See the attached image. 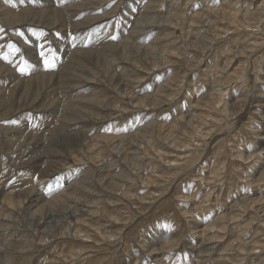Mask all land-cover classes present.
<instances>
[{
	"label": "rangeland",
	"instance_id": "374dc122",
	"mask_svg": "<svg viewBox=\"0 0 264 264\" xmlns=\"http://www.w3.org/2000/svg\"><path fill=\"white\" fill-rule=\"evenodd\" d=\"M56 1L52 3L57 24L53 20L33 23L29 16L12 25L5 19L8 8L22 17L32 10L46 13L43 0H0V68L8 70L6 76L16 77L10 82L5 74L0 76V194L35 189L52 198L33 217L35 222L42 218V226L45 220L48 224L46 236L50 237L42 243L30 219L16 209L11 214L14 218L0 215V264H264V150L257 145L264 142V104L258 102L260 97L264 102V71L257 69L264 61V29L260 31L264 15L258 23L260 16H256L264 14V0ZM150 5L156 7L151 12L147 11ZM210 8L220 10L223 23L236 21L240 27L202 50L191 44L200 41L198 33L193 32L191 38L181 26L165 19L171 12L182 13L187 18L184 27L202 32L209 20L217 21L215 14H209ZM201 10L209 18L204 23L197 19ZM144 11L147 17L157 15V25L151 26L153 19L147 18L146 31L134 33L136 18ZM59 13L67 15L65 25ZM88 18L95 19L84 23ZM245 18L256 27H245ZM152 34H159L155 43L167 48L163 56L167 60L163 58L155 68L133 47L129 53L134 54L123 58L120 46L127 39L150 45ZM250 46V57L238 54L228 66L231 49L247 47V51ZM73 50L81 52L84 60L82 66L68 71L63 66L73 57ZM258 58L260 63H255ZM108 68L120 79L135 81V89L124 95L116 87L117 76L106 74ZM82 74L87 76L81 78ZM31 76L44 81L33 82ZM48 76H53L52 84ZM2 80H7L5 88ZM168 82L172 87L166 86ZM69 84L73 86L66 89ZM210 90L218 92L222 102L203 101L202 105L207 103L204 109L195 107L196 98L209 95ZM92 95L107 105L90 102L86 97L92 99ZM223 96L235 107L229 114ZM137 97H157L162 103L153 105L145 99L139 104ZM68 100L80 110L93 106L101 114L66 122L62 116L68 113ZM190 111L206 118L197 117L191 125L190 117L183 116ZM197 125L200 134L193 129ZM64 128L75 131L68 135ZM40 140L43 144L38 146ZM79 142L83 149L68 152L69 146ZM116 145L123 148L118 153ZM240 151L246 152V160ZM70 190L75 191L65 196ZM54 194L63 195L58 200ZM31 197L24 200V210L31 205ZM70 210H82L76 215L78 221L67 219ZM70 221L77 235H68Z\"/></svg>",
	"mask_w": 264,
	"mask_h": 264
},
{
	"label": "bare ground",
	"instance_id": "6f19581e",
	"mask_svg": "<svg viewBox=\"0 0 264 264\" xmlns=\"http://www.w3.org/2000/svg\"><path fill=\"white\" fill-rule=\"evenodd\" d=\"M56 1V0H55ZM59 1V0H58ZM108 1V0H107ZM153 1H156V0H153ZM38 2H41L42 3V0H38ZM53 0H43V3H44V5H43V7L44 8H46V10H47V12L46 13H42L43 11H41L40 9L39 10H32V11H28V12H25V16L24 17H22L21 15L20 16H17V15H13L14 14V11L15 10H11V11H9L8 9L6 10V22H8V23H10V24H12L13 25V23H20V21H22V20H26L27 18L26 17H28L29 18V16H31V21L33 22V23H35V22H37V24L39 23V22H42L43 21V23L42 24H44V23H46V24H50L51 23V20H53L52 22H55L56 24H57V22H58V14H57V10H56V8L55 7H53ZM57 2V1H56ZM35 3V2H34ZM136 3V2H135ZM61 4V3H60ZM54 5H55V3H54ZM56 5H58V2H57V4ZM139 5V4H138ZM149 5V4H148ZM93 6V5H92ZM220 6V5H219ZM155 6H152L151 7V5L150 6H148V8L147 9H149V10H147V11H150L151 12V10H153V8H154ZM156 8V7H155ZM238 8V7H237ZM211 10H213V12L210 10V11H208L209 12V14L210 13H213V14H215V16H213V17H216L215 19L217 20L216 22H214L213 21V19H211V20H209V22H208V24H207V26H208V28H207V30H205V31H202V32H198V29L199 28H197V29H193L192 27H184L185 26V22H186V20H187V18H186V15L184 16V14H182V13H178V12H171L172 14H170L168 17H166L165 19H166V22L169 24V23H171V24H174V25H179V26H181L182 28V31H183V33H187L188 34V36H190L191 38H192V34H193V32H195V33H198L199 34V36H201V37H199V40L200 41H195V42H192L191 44L193 45V47H195V48H198V49H200V50H202V49H205V47H207L210 43H214V41L216 42L217 40L219 41V40H221L224 36V34H227L228 35V33H229V31L231 30V29H233V31H237L238 30V28L240 27V24H237V22L236 21H233V22H231V23H223L222 21H220V19H219V17H218V15H219V11L220 10H216V11H214V9H212V8H210ZM73 10H75V9H73ZM73 10H72V12H73ZM237 10V9H236ZM70 11V10H69ZM68 11V12H69ZM77 11H79V10H77ZM77 11H75V12H77ZM155 11V10H154ZM62 12V11H61ZM71 12V13H72ZM70 13V15H72ZM132 13V12H131ZM257 13H259V12H257ZM60 14V13H59ZM150 14H152V16H150V17H147V15H149L147 12H141L140 13V15L139 16H137V18H136V30H133V32L134 33H142V31H144V29L148 26V25H146V23H148L147 21H148V19L150 18L151 19V21H152V19H153V21L152 22H154V24L152 23V24H150L151 26H156L157 25V23L155 22L156 21V17H157V15H155L154 16V14L153 13H150ZM229 14V13H228ZM264 14L263 13H261V14H256V16H260V19L257 21V23L261 20V18H263V17H261V16H263ZM64 16H67L66 14L65 15H62V14H60V17L59 18H62V22H63V25H65V17ZM69 16V15H68ZM197 16V15H196ZM44 17H45V19L46 18H48V20H45L44 19ZM230 17V16H229ZM96 18V17H95ZM95 18H88L87 20H86V22H84V23H87V22H89V23H91L90 21H92V20H94ZM131 18V17H130ZM148 18V19H147ZM194 19V18H193ZM197 19H199V22L201 23V22H205L207 19H209V18H207V14H205V12L204 11H200L199 12V14H198V17H197ZM240 19V18H239ZM239 19H237V20H239ZM134 20V19H133ZM147 20V21H146ZM155 20V21H154ZM230 20V19H229ZM233 20V19H232ZM57 21V22H56ZM146 21V22H145ZM194 21V20H193ZM224 21V20H223ZM74 22V23H73ZM94 22V21H93ZM164 23V24H167V23ZM197 22V21H196ZM218 22H220V23H218ZM32 23V24H33ZM156 23V24H155ZM240 23V22H239ZM242 23L244 24V26L246 27H251L252 29H253V27H256L253 23H252V20L251 19H249V18H245V19H243L242 20ZM55 24V25H56ZM72 24H79V22H76V21H72ZM80 25V24H79ZM200 25V24H199ZM205 25V24H204ZM204 25H202V26H204ZM40 26V25H39ZM168 26V25H167ZM170 26V25H169ZM262 26V25H261ZM260 26V27H261ZM41 27H43V26H41ZM50 27H52L51 25H50ZM171 27V26H170ZM44 28V27H43ZM134 29V28H133ZM201 29V28H200ZM249 29V28H248ZM258 29V28H257ZM263 27H261V29H260V31H263ZM40 30V29H39ZM139 32H138V31ZM245 30V29H244ZM247 30V29H246ZM259 30V29H258ZM145 31H146V29H145ZM211 31V32H210ZM132 32V33H133ZM170 32V31H169ZM207 32V33H206ZM258 32V31H257ZM256 32V33H257ZM128 33H129V31H128ZM171 33H173V31L171 32ZM210 33H212L213 34V36L211 35V37L209 38V34ZM260 33V32H259ZM263 33V32H262ZM207 34V35H206ZM252 34H255V33H252ZM258 34V33H257ZM146 35V34H145ZM126 36H127V33H126ZM136 36V35H135ZM149 36H150V34H149ZM148 36V37H149ZM156 36V37H155ZM157 36H159V34H156V35H154V34H152L151 35V42H150V45H148V44H146V43H148V42H142V44H146V45H148V46H144V45H139L140 43V41L139 42H137L136 43V41L133 39V38H129V39H127L128 41H126V43H122L123 45L122 46H120V49H122V50H124V51H122V54H123V58H125V59H127L128 58V56H129V54H131V53H129V47H133L134 49H136L138 52H140L141 54H143L144 56H145V58H146V60L149 62V64H151V65H154L155 66V68L158 66V65H160L159 63L161 62V60L164 58L163 56H164V53H165V50L164 49H167V48H164V49H160L159 47H158V44H156L155 43V41L157 40ZM186 36V35H185ZM259 36V35H258ZM123 37H125V35L123 36ZM132 37V36H131ZM144 37V36H143ZM136 38V37H135ZM146 38H147V36H146ZM138 39H139V37H138ZM148 39V38H147ZM176 39V38H175ZM137 40V39H136ZM198 40V39H197ZM123 41H124V39H123ZM143 41H144V39H143ZM254 41H255V43L257 42V40L256 39H254ZM122 42V41H121ZM157 42V41H156ZM188 43H189V41H187ZM139 43V44H138ZM156 44V45H154V44ZM216 44V43H215ZM256 45V44H255ZM80 46V45H79ZM82 46V45H81ZM188 47V46H187ZM251 47V46H250ZM258 46H256V47H254V49L255 48H257ZM92 48V47H91ZM106 48V47H105ZM104 48V49H105ZM171 48H174L173 46L171 47ZM226 48V47H225ZM88 49V48H87ZM93 49V48H92ZM115 49V48H114ZM169 49V48H168ZM234 49H236L235 47H234ZM246 49H247V47L246 48H243V49H241V48H238V49H236V50H230V51H232V53H231V57H227L228 59V66L231 64V63H233L232 62V60L236 57L237 58V56H238V54H240V55H246V56H251V53H252V51H253V46L250 48V50H247L246 51ZM83 50V49H82ZM98 50V49H97ZM174 50V49H173ZM222 50H224V49H222ZM74 52H71V51H69V52H71V54L73 53V57L71 58V60L70 61H68L66 64H64V66L63 67H65V68H67V70L69 71H72L73 69H74V67L76 66V65H79V66H82V64H83V60L84 59H82V57L80 56V53L81 52H78V51H75V50H73ZM84 51V50H83ZM106 51V50H105ZM118 51V50H117ZM133 51H135V50H133ZM199 51V50H198ZM225 51V50H224ZM89 56H91L90 54H92V53H88L89 51H85ZM95 52H98V51H95ZM114 52V51H113ZM85 53V54H86ZM170 53V52H169ZM168 53V54H169ZM221 53H223V52H221ZM230 52H228V54H229ZM67 54H68V52H67ZM82 54V53H81ZM132 54H134V53H132ZM131 54V55H132ZM138 54V53H137ZM167 54V53H166ZM175 54V53H174ZM255 54V53H254ZM97 55V54H96ZM114 55V54H113ZM172 55H173V53H172ZM171 55V56H172ZM205 55V54H204ZM224 55V54H223ZM240 55H239V57H240ZM74 56H76L77 58V60H76V63L74 62L75 60V57ZM86 56V55H85ZM88 56V57H89ZM137 56V55H136ZM138 56H139V54H138ZM142 56V55H141ZM169 56V55H168ZM189 56V55H188ZM195 56V55H194ZM253 56H255V55H253ZM97 57V56H96ZM95 57V58H96ZM100 57V56H99ZM99 57H97V58H99ZM131 57V56H130ZM196 57V56H195ZM74 58V59H73ZM85 58V57H84ZM87 58V57H86ZM109 58V57H108ZM120 58V57H119ZM142 58H143V56H142ZM188 58V57H187ZM118 59V58H117ZM167 60V58H166V56H165V58H164V60ZM181 59V58H180ZM189 59V58H188ZM213 59H215L214 57H213ZM212 59V60H213ZM86 60V59H85ZM90 60H92L93 61V59H90ZM89 60V61H90ZM119 60V59H118ZM130 59H128V61H129ZM198 60V59H197ZM236 60V59H235ZM95 61V60H94ZM104 61V60H103ZM132 61V60H131ZM186 61V60H185ZM196 61V60H195ZM258 61V62H257ZM91 62V61H90ZM105 62V61H104ZM114 62V61H113ZM134 62V61H133ZM171 63H172V61H170ZM169 62V63H170ZM181 62V61H180ZM187 62V61H186ZM191 62V61H190ZM260 63V60H259V58L257 59V60H255V63ZM61 63V62H60ZM106 63H109V62H106ZM163 63H164V61H163ZM170 63V64H171ZM182 63V62H181ZM71 64V65H70ZM110 64H112V62L110 61ZM141 64V63H140ZM167 64V63H166ZM180 64V63H179ZM195 64V63H194ZM194 64H192V66L191 67H194L193 65ZM206 63H204V65H205ZM101 65V64H100ZM113 65V64H112ZM187 65V64H186ZM263 65H264V61H261V64H260V66H259V68H257L258 70H262L263 69V71H264V67H263ZM0 66H1V63H0ZM89 66V65H88ZM87 66V68H89ZM102 66V65H101ZM100 66V67H101ZM139 66V65H138ZM144 66V65H143ZM197 66V65H196ZM213 66V65H212ZM227 66V67H228ZM152 67V66H151ZM230 67V66H229ZM228 67V68H229ZM83 68V67H82ZM105 68V67H104ZM159 68V67H158ZM241 68V67H240ZM240 68H238V70H236V72H235V74H238L239 73V69ZM9 69V68H8ZM60 69V68H59ZM62 69V68H61ZM81 69V68H80ZM154 69V68H153ZM160 69V68H159ZM189 69H190V67H189ZM213 69V68H212ZM229 69H231V68H229ZM11 70V69H10ZM67 70H65V71H67ZM135 70V69H134ZM148 70V69H147ZM192 70V69H191ZM194 70V69H193ZM224 70V69H223ZM6 71V70H5ZM8 71V70H7ZM6 71V72H7ZM63 71V70H62ZM98 71H99V69H98ZM105 71V70H104ZM138 72L140 71V70H137ZM195 71V70H194ZM225 71H226V69H225ZM6 72H4V69H1L0 68V76L3 74H5V76H6V74H9V73H6ZM75 72V71H74ZM106 72V74H107V72H109V74L108 75H110V74H113L112 75V78L113 79H115V76H117V80H116V87L118 86V89L119 90H121L122 91V93L124 94V95H128L129 93H130V89H135V88H133V83H135V81H133L132 79H127V80H124V79H120L119 77H118V75L114 72H112L111 73V71H110V68H108L107 69V71H105ZM246 72V71H245ZM14 73V72H13ZM12 73V74H13ZM60 73H61V71H60ZM92 73V72H91ZM101 73V72H100ZM140 73V72H139ZM264 73V72H263ZM143 74V73H142ZM194 74V73H193ZM192 74V75H193ZM255 74H257V73H255ZM34 75V74H33ZM234 75V74H233ZM66 76V75H65ZM85 76H87V75H85V74H82L81 75V78L82 77H85ZM98 76V75H97ZM121 76V75H120ZM138 76V75H137ZM244 76V75H243ZM12 77V75H11V73H10V75H7L5 78L7 79V78H10L11 80H10V82L11 81H13V80H16V77L15 78H11ZM32 78H30V79H32L33 80V82L36 80H40V79H35L33 76H31ZM62 77V76H61ZM96 77V76H95ZM106 77V76H105ZM133 77V76H132ZM140 77V76H139ZM206 77V76H205ZM210 77V76H209ZM238 77H242V75L241 76H238ZM257 77L258 78H260L261 76H258L257 75ZM53 78V76H48V78H47V80L49 81V83H51L52 82V79ZM89 78V77H88ZM142 78V77H141ZM212 78V77H211ZM263 78V77H262ZM213 79V78H212ZM261 79V78H260ZM42 80H43V78H42ZM42 80H40V81H42ZM135 80V79H134ZM262 80V79H261ZM44 81V80H43ZM47 81V82H48ZM88 81V80H87ZM137 81V80H136ZM260 81V80H259ZM264 81V80H263ZM262 81V82H263ZM60 82V81H59ZM66 82V81H65ZM138 82V81H137ZM213 82V81H212ZM7 84V80H2V87L3 88H5L6 86V84ZM138 83H140V82H138ZM217 83V82H216ZM218 83H220V82H218ZM254 83V82H253ZM40 84V83H39ZM52 84V83H51ZM67 84V83H66ZM172 82H168L167 83V87L169 86V87H172ZM79 84L77 83L75 86H78ZM138 85V84H137ZM136 85V86H137ZM23 86V85H22ZM28 86V85H27ZM39 86V85H38ZM37 86V87H38ZM49 86V85H48ZM73 85H67V86H65V88L67 89V88H71ZM217 86V84L215 85V87ZM19 87H20V89H19ZM26 87V86H25ZM135 87V86H134ZM212 87H213V84H212ZM219 87V86H218ZM260 88V86H257V91H259L258 89ZM18 89H19V91L18 92H20V91H22V88H21V86H20V84L18 85V87H17ZM16 88V89H17ZM47 88H50V87H47ZM180 89V88H179ZM193 89V88H192ZM221 90V89H220ZM262 90H264V89H262ZM70 91V90H69ZM132 91V90H131ZM175 91V90H174ZM194 91V90H193ZM193 91H192V95L194 94L193 93ZM210 91H212V90H210ZM219 91V90H218ZM33 92V91H32ZM58 92V91H57ZM134 92V91H133ZM132 92V93H133ZM137 92V91H136ZM184 92V91H183ZM186 92H187V90H186ZM190 92V91H189ZM215 92H217V91H215ZM55 93V92H54ZM86 93V92H85ZM138 93V92H137ZM188 93V92H187ZM198 93V92H197ZM218 93V92H217ZM217 93H214L213 91L209 94V95H207V96H205V97H200V98H196L197 99V101H196V103H195V107H197V108H199L200 110L201 109H204V108H202V106H207V103L206 104H203L202 105V103H203V101H205V102H208L209 104L211 103V101H213V104L215 105V104H220L222 101H220V98L218 97V96H216V94ZM236 93H238V92H236ZM260 93V92H259ZM261 93H263V92H261ZM58 94V93H57ZM56 94V95H57ZM203 94V93H202ZM219 94H221V93H219ZM241 94H243L242 92H241ZM36 95L38 96V95H40V93L39 94H37V92H36ZM85 95V94H84ZM195 95V94H194ZM201 95V94H200ZM224 95H227L226 93L224 94ZM60 96V95H59ZM87 96V95H86ZM94 98H92L91 99V97H86V98H90V102H95L96 103V105H98L99 103H104L106 100H101L100 98L99 99H96V96L95 95H92ZM144 96V95H143ZM149 96H151V95H149ZM171 95H169V96H164V97H166V99H168L169 97H170ZM196 96V95H195ZM210 96V99L208 98ZM233 96V95H232ZM70 97V96H69ZM222 97V96H221ZM224 97V96H223ZM236 97H238V96H236ZM240 97V96H239ZM2 98H4V97H2ZM77 98V97H76ZM83 98V97H82ZM105 98V97H104ZM143 98V99H142ZM137 97V99H139V104H143V102H145V99H148V101L151 103V104H153V105H159V104H161L162 102H160L159 103V98H157V97H155V98H153V99H150L149 97H145V99H144V97ZM225 98H227L226 96L224 97V100H223V102H224V107H225V111H227V113L229 114V112H232V110H234V108L235 107H233L232 105H229L228 104V102H225L226 100H225ZM231 98V97H230ZM261 98L262 97H260V100L259 99H257V100H259L258 102L259 103H263L264 104V102L261 100ZM81 99V98H80ZM193 99H194V97H193ZM195 99V100H196ZM206 99H207V101H206ZM234 99H235V96H233V98H232V100H233V102H234ZM42 100H44V99H42ZM55 100V99H54ZM54 100L52 101V102H54ZM37 101V100H36ZM36 101H35V103H36ZM113 101V100H112ZM176 101V100H175ZM230 101V100H229ZM51 102V103H52ZM92 102V103H93ZM109 102V101H108ZM164 102V101H163ZM171 102V101H170ZM190 102V101H189ZM204 102V103H205ZM220 102V103H219ZM249 102V101H248ZM42 103V102H41ZM78 103V102H77ZM191 103H193L192 101H191ZM247 103V102H246ZM261 103V104H262ZM54 104V103H53ZM65 104V103H64ZM105 105H107L106 104V102L104 103ZM115 104V103H114ZM230 104H231V102H230ZM213 105V106H214ZM79 105L78 104H76V103H74V102H71L70 100H68V102L66 103V105H65V109H68L69 108V110H68V113L67 114H64L63 116H62V118H63V120L64 121H71L72 123L73 122H76V121H79V120H83V117H86V116H91V115H95V116H98V118H99V116H100V111H97L93 106H90V110H88V109H86L85 108V106L83 107V109H81L80 110V107H78ZM82 106V105H81ZM98 106H100V105H98ZM104 106V105H103ZM102 106V107H103ZM115 106V105H114ZM219 106V105H218ZM112 107V106H111ZM211 107V106H210ZM264 107V106H263ZM88 108V107H87ZM109 108H110V106H109ZM143 108V107H142ZM183 108V107H182ZM243 108V107H242ZM248 108V107H247ZM106 109V108H105ZM104 109V110H105ZM187 109V108H186ZM232 109V110H231ZM246 109V108H245ZM7 110V109H6ZM107 110V109H106ZM113 110V109H112ZM185 110V109H184ZM111 111V110H110ZM197 111V110H196ZM56 112V111H55ZM55 112L53 113V111H51V113H53V115L55 114ZM182 112V111H181ZM202 112V111H201ZM252 112V111H251ZM255 112V111H254ZM183 113V112H182ZM255 113H258V112H255ZM259 113H261V112H259ZM79 114H81V116H78ZM109 114V113H108ZM231 114V113H230ZM188 115V116H187ZM232 115V114H231ZM263 115V114H262ZM56 116V115H55ZM94 116V117H95ZM183 116L184 117H186V119H188L189 117H190V119H189V123H191V125H192V122L193 123H195V121H198V119H199V117H200V119L201 118H203L204 117V115H198V114H195V111L194 112H192L191 113V111L189 112V113H185V115L183 114ZM261 116V115H260ZM93 117V118H94ZM112 117V116H111ZM197 117H198V119H197ZM92 118V117H91ZM96 118V117H95ZM105 118H107V117H105ZM109 118V117H108ZM206 117H204V119H205ZM195 119H197V120H195ZM102 120V119H101ZM194 120V121H193ZM263 120V119H262ZM201 121H203L202 119H201ZM68 124V123H67ZM211 125V124H210ZM190 126V125H189ZM192 127V126H191ZM198 127H200V125H197V126H193V129H194V131H197L199 134H200V132L201 131H198L197 130V128ZM77 128V127H76ZM182 128V127H181ZM185 128V127H184ZM60 129V128H59ZM162 129V128H161ZM192 129V128H191ZM141 130V129H140ZM144 130V129H143ZM143 130H141V131H143ZM199 130H200V128H199ZM54 131H56V130H53V134H54ZM64 131L66 132V134H71V133H73V131H75V130H69V131H67L65 128H64ZM182 131V130H181ZM80 132V131H79ZM82 133H83V131H82ZM52 134V135H53ZM77 134V133H76ZM139 134V133H138ZM54 136V135H53ZM59 136V135H58ZM78 136H80V135H78ZM84 137V136H83ZM258 137V136H257ZM260 137V136H259ZM258 137V138H259ZM56 138H58V137H56ZM62 138V137H61ZM65 138V137H64ZM108 138H113L114 139V137H112V136H110V137H108ZM211 138V137H210ZM261 138V137H260ZM68 139H70V138H68ZM261 139H263V138H261ZM80 140V139H79ZM78 140V141H79ZM214 140V139H213ZM260 140V139H259ZM73 141V140H72ZM88 141V140H87ZM204 141V140H203ZM119 142V141H118ZM206 142V140L204 141V145L205 144H207V143H205ZM62 143V142H61ZM64 143H65V141H64ZM38 146H40V145H42L43 144V142H42V140H40L38 143ZM63 144V143H62ZM61 144V145H62ZM67 144V143H66ZM93 144V143H92ZM56 145V144H55ZM257 145L259 146V150H264V142H263V140H261L260 142H258L257 143ZM66 146V145H65ZM83 146L84 145H82V142H79V143H77L75 146H69V148H68V152H72V151H77V150H81V149H83ZM191 147V144L188 146V148H190ZM39 149V148H38ZM48 149V148H47ZM121 149H123L120 145H116V146H114V150H116L117 151V153L118 152H120L121 151ZM189 150H196V148H191V149H189ZM51 151H53V150H51ZM90 151H93V148H91L90 149ZM57 152V151H56ZM55 153V152H54ZM133 154H135V153H133ZM240 156L241 157H243V155H245L244 157H243V159L244 160H246V152L245 151H240ZM122 155H124V154H122ZM252 155H253V153H252ZM251 154L250 155H248V157H247V159H249L250 158V156H252ZM65 156V155H64ZM132 156V155H131ZM94 158V157H93ZM120 158V157H119ZM258 158H260V160H262L261 159V156L260 157H258ZM80 159V158H79ZM118 159V158H117ZM108 161V160H107ZM106 161V162H107ZM137 162V159H135V157H134V161H133V163H136ZM177 162V161H176ZM176 162H174V163H176ZM114 163H115V161H114ZM172 163V162H171ZM139 164V163H138ZM107 165V164H106ZM174 165V164H173ZM178 165H179V163H178ZM108 166V165H107ZM110 166V165H109ZM106 173V172H105ZM80 175V174H79ZM96 176V175H95ZM76 184H77V182H76ZM133 184V183H132ZM88 187V186H87ZM169 187V186H168ZM73 188V187H72ZM134 189V188H133ZM165 189H167V187H165ZM85 190H87V189H85ZM91 190V189H90ZM89 190V191H90ZM74 191L75 190H70L69 192H66V193H64V195L66 196V195H72L71 193H74ZM56 192V191H55ZM54 192V193H55ZM80 192V191H79ZM125 193H128V191L126 192V191H124ZM76 193V192H75ZM82 193V192H81ZM55 195V194H54ZM63 195V194H62ZM62 195H55V197H53V198H58V200L60 199L59 197L60 196H62ZM30 196H32V197H34V199L32 200V202H31V205L29 206V207H27L26 208V210H24V208L23 207H25L24 206V200L25 199H27V198H29ZM45 195L44 194H42V193H40V192H37L35 189H33V191H30V193H28L27 191L25 192V194H22L21 192H18V193H16L15 195H13L12 193H8V192H6V190H3L2 191V194H0V198L2 199V202H1V206H0V215H4V216H6L7 218H9V219H11L12 218V216L13 215H11L12 213H13V211L16 209L17 210V212H20V215L23 217V218H28V219H30L29 221H30V225L33 227V231H34V234H36V239L39 241L40 240V242L42 243V241L43 240H46L47 241V239L50 237V236H46L47 235V222H46V220L44 221V225L45 226H42V224L41 223H43L42 221H43V219L41 218V221H39L38 219V221L37 222H35L36 220L34 219L35 218V216H36V213H40L41 212V210H42V208L46 205L45 203L48 201L49 202V200H51V199H47L46 197H44ZM160 196V195H159ZM31 197V198H32ZM68 197V196H67ZM69 198V197H68ZM57 200V199H56ZM75 202V201H74ZM73 202V203H74ZM141 202V201H140ZM8 203V204H7ZM7 204V205H6ZM60 204H63V203H60ZM59 204V205H60ZM249 204V203H248ZM8 205H14V208H10ZM68 208H69V206H68ZM6 209V210H5ZM52 209V208H51ZM76 209V208H75ZM3 210H5V212H3ZM69 210V209H68ZM8 211V212H7ZM81 211L82 210H75V211H73V210H70V212H68V214H69V216L70 217H67V219H70V218H74V219H76L77 221H78V219L79 218H77L79 215V213H81ZM7 212V213H6ZM49 212V211H48ZM46 213V212H45ZM44 213V214H45ZM264 213V212H263ZM37 214V215H38ZM44 214H42V217H43V215ZM83 214V213H82ZM47 215V214H46ZM76 215H78V216H76ZM39 216V215H38ZM34 217V218H33ZM45 217V216H44ZM122 217V216H121ZM13 218H14V216H13ZM37 218V217H36ZM264 218V217H263ZM1 219V218H0ZM8 219V220H9ZM6 220V219H5ZM264 220V219H263ZM2 221V220H1ZM4 221V220H3ZM11 221V220H10ZM83 221V220H82ZM197 221V220H196ZM9 222V221H8ZM34 224H33V223ZM257 222V221H256ZM6 223V222H5ZM21 223V222H20ZM52 223V222H51ZM2 224H4V223H2ZM119 224H120V222H119ZM34 225H36V226H34ZM2 226V225H1ZM5 226V225H4ZM69 227H68V235L70 234V233H74L75 235H77L78 234V232L76 231V228L74 227V226H72V224H71V221H70V224L68 225ZM132 226V225H131ZM38 227V228H37ZM49 227V226H48ZM74 228V229H73ZM55 229V228H54ZM66 229V228H65ZM75 230V231H74ZM8 231V230H7ZM6 231V232H7ZM80 231V230H79ZM49 232V231H48ZM5 233V232H4ZM166 233H167V231H166ZM8 234H10V233H8ZM74 235V236H75ZM167 235V234H166ZM169 235V234H168ZM103 236V235H102ZM215 236V235H214ZM155 239V238H154ZM34 240V239H33ZM36 241V240H35ZM194 241V240H193ZM12 242V241H11ZM150 242V241H149ZM2 243V242H1ZM8 243V242H7ZM44 243V242H43ZM49 243V242H48ZM47 243V244H48ZM193 243V242H192ZM197 243V242H196ZM50 244V243H49ZM2 245V244H1ZM4 245V244H3ZM8 245H10V244H8ZM41 245V244H40ZM151 245V247H153L154 245H152V244H149V246ZM174 245V244H173ZM168 254V253H167Z\"/></svg>",
	"mask_w": 264,
	"mask_h": 264
},
{
	"label": "snow or ice",
	"instance_id": "6c2138e0",
	"mask_svg": "<svg viewBox=\"0 0 264 264\" xmlns=\"http://www.w3.org/2000/svg\"><path fill=\"white\" fill-rule=\"evenodd\" d=\"M15 51H19V49H15ZM41 55H43V52L41 53ZM46 64H48V61H45ZM49 66L51 67L52 65L49 64Z\"/></svg>",
	"mask_w": 264,
	"mask_h": 264
}]
</instances>
